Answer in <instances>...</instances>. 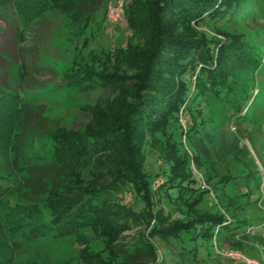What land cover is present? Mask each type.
<instances>
[{"label": "trees", "instance_id": "1", "mask_svg": "<svg viewBox=\"0 0 264 264\" xmlns=\"http://www.w3.org/2000/svg\"><path fill=\"white\" fill-rule=\"evenodd\" d=\"M0 1H12L15 15L22 21L42 15L47 8L70 14L85 0ZM247 1L130 0L122 16L131 31L130 38L113 49L101 50L99 56L92 55L94 63L103 67L100 71L90 66L82 69L78 63L67 80L85 92L112 87L115 97L102 106H93L92 121L82 129L52 130L47 136L51 142L47 162L46 154L29 152L19 134L30 104L18 92L0 94V264H14L23 243L36 242L47 233L79 238L80 232L86 236L85 231L92 239H100L103 247L91 250L89 240L82 239L78 264H143L133 262L131 257L141 251L154 254L146 239L139 237L132 242L129 248L133 254L125 250L127 256H119L115 249L121 246V232L139 221L149 226L148 235L174 241L182 257L189 253L194 259L198 239L232 238L250 225V220L241 217L229 220L219 210H198L208 191H202L201 182L190 175V158L176 148L172 135L177 130L181 135L184 132L178 120L182 104L185 115L199 112L201 102L213 95L222 97L224 92V99L239 113L252 100V94L239 85L238 71L232 68L250 67L255 71L262 62L255 44L246 41L244 34L222 31L220 37L210 38L195 30L202 22L227 21ZM186 76H194V84ZM199 97V107L195 108L191 104ZM185 122L187 138L198 127L196 122ZM147 143L168 163L166 174H161L164 184L158 190L145 170L143 149ZM237 144H233L234 159L245 169L244 178L259 186L256 168L245 160L247 150ZM193 159L197 163L199 157L193 155ZM248 160L253 163L250 157ZM40 162L45 169L38 167ZM90 166L94 168L89 171L90 183L94 182L91 185L78 179L77 170ZM21 170L26 172L20 179L27 181L31 175L40 185L26 200L12 202L13 185L9 181ZM73 176L76 181L67 179ZM202 176L205 181L211 179L210 175ZM105 177L111 179L105 187L102 185V193L108 196L95 191L102 190L98 184ZM227 180L229 177H222L217 183L224 186ZM211 188L216 192L222 189H217V184ZM125 190L136 194L132 205L120 200ZM136 202H144L143 208L137 210ZM162 202H172L175 209L185 206V220L172 219ZM188 241L193 244L186 245Z\"/></svg>", "mask_w": 264, "mask_h": 264}, {"label": "rangeland", "instance_id": "2", "mask_svg": "<svg viewBox=\"0 0 264 264\" xmlns=\"http://www.w3.org/2000/svg\"><path fill=\"white\" fill-rule=\"evenodd\" d=\"M114 1L85 0L78 9L70 11V14L47 8L42 15L22 21L15 15L12 1H0V94H3V91L18 92L21 98L30 104L29 113L24 118L19 134L29 152L46 154V162L51 150V142L47 136L52 130L57 127L73 131L82 129L92 121L93 106H102L105 101L115 97L116 90L112 87L95 88L85 92L67 83L69 74L74 73L73 67L78 66V63L82 65V69L86 70V66H90L100 71L103 67L94 63L92 55L99 56L101 50L113 49L120 42L124 44L127 38H130L131 31L122 18L125 7L122 8L123 13L118 22L111 25L107 20V5ZM129 1L125 0V6ZM195 30L198 34L210 38L220 37L222 31L244 34L246 41L255 44L262 56V62L254 72L250 67L232 68L238 71L236 75L239 76V85L243 84L247 93L252 94V100L245 103L241 112H236L230 101L224 99L227 97L224 92L221 93L222 97L213 95V98L208 97L206 102H201L199 112L193 111L185 115V106L182 104L178 120L184 132L181 135L177 130L172 134L177 143L176 148L190 158V175L201 182L202 191H208L197 206L198 210L202 213L207 210H219L226 214L225 217L229 220L241 217L251 223L241 228L240 234H235L232 238L212 237L205 242L198 239L195 243L198 253L194 259L189 253L182 257L174 241H161L156 236L148 235L149 226L145 221L136 222L131 228L121 232V238L118 240L121 246L115 249L119 256H127L125 250H129L128 254L132 253L129 245L141 237L152 244L154 254L147 251L132 253L135 256L131 258L135 263L254 264V261L264 264V0H248L238 12L230 15L227 21L202 22ZM195 79L194 76L189 78L191 84H194ZM200 100L199 97L191 105L198 108L197 103ZM186 119L196 122L198 127V130L187 138L184 134ZM235 141L238 146L247 150V157H250L253 163L248 158L245 160L251 168H256L257 177L260 179L259 186L255 185L253 180L247 181L244 178L245 169L233 157ZM143 150L146 156L145 170L154 178L152 186L155 190L161 189L164 184L161 174L162 171L166 174L168 163L163 161L150 143H147ZM193 155L199 157L197 163L193 162ZM39 166L42 167L40 169H45L42 162L38 163ZM90 169H94L93 166L82 170L77 168L80 172L78 179L89 185L94 184L89 180ZM25 172L26 170H21L9 181L10 185H13L12 202L26 200L40 185L37 178L31 175L27 176V181L20 179V175ZM47 173L50 175L49 171ZM206 174L211 176L209 182L203 180L202 175ZM107 177L99 181L101 184L98 182L102 190H95L96 192H103V187L111 180ZM222 177H229L224 186L223 183H217ZM67 179L76 181L74 176ZM216 184L217 189L222 187L217 192L211 188ZM102 195L108 196L104 193ZM119 196L127 205H132L136 200V194L131 191L125 190ZM6 199L4 197V200ZM143 203H137L136 209H142ZM161 205L171 212L172 219L185 220V206L175 209L176 205L172 202H162ZM242 229L244 232L241 233ZM85 234L86 236L80 232L77 238L73 234L56 237L47 233L36 242L23 243L14 264H78V254L84 246L82 239L89 240L91 250H100L103 247L100 239H92L88 231H85ZM191 244L192 241L186 242V245ZM230 251H238L241 256L231 258L227 256Z\"/></svg>", "mask_w": 264, "mask_h": 264}, {"label": "built area", "instance_id": "3", "mask_svg": "<svg viewBox=\"0 0 264 264\" xmlns=\"http://www.w3.org/2000/svg\"><path fill=\"white\" fill-rule=\"evenodd\" d=\"M125 7V0H115L114 2L112 3H109L107 5V20L111 23V25H113V23H116L120 20L121 18V15L123 13L122 11V8ZM227 256H230L231 258H234V257H240L241 254L240 252L238 251H233V252H228L227 253ZM254 264H258L254 261H252Z\"/></svg>", "mask_w": 264, "mask_h": 264}]
</instances>
